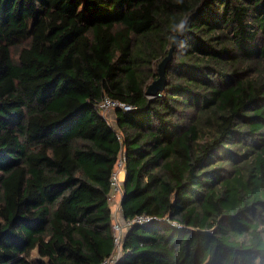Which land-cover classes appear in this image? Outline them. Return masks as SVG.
Returning a JSON list of instances; mask_svg holds the SVG:
<instances>
[{"label":"trees","instance_id":"trees-1","mask_svg":"<svg viewBox=\"0 0 264 264\" xmlns=\"http://www.w3.org/2000/svg\"><path fill=\"white\" fill-rule=\"evenodd\" d=\"M105 96L133 107L116 129L97 109ZM120 155L122 217L154 220L128 228L116 264L258 254L264 0H0V264L109 258Z\"/></svg>","mask_w":264,"mask_h":264},{"label":"built area","instance_id":"built-area-1","mask_svg":"<svg viewBox=\"0 0 264 264\" xmlns=\"http://www.w3.org/2000/svg\"><path fill=\"white\" fill-rule=\"evenodd\" d=\"M97 109L99 113L105 118L107 123L116 129V124H115L116 111L121 110L122 112H127L132 110L133 107L119 100H115L111 97L105 96L98 103ZM117 138L119 140L121 139V133L119 131H117ZM121 171H124V163H123V158L120 155V157L116 162V170L112 175L111 190L109 192V197H108V202L111 208V217H112L111 230H112L113 243L115 249H114V253L100 264H116V262L120 259L123 238L128 228L132 224L150 223L154 220L153 217H149L146 215H139L133 218L132 220H125L122 217L120 206H118L117 208L118 212L115 210V208L113 209L112 206L113 204H111V202H115V196H116L115 194H119V197L121 195V190L119 188L121 181L118 178V175Z\"/></svg>","mask_w":264,"mask_h":264},{"label":"clouds","instance_id":"clouds-1","mask_svg":"<svg viewBox=\"0 0 264 264\" xmlns=\"http://www.w3.org/2000/svg\"><path fill=\"white\" fill-rule=\"evenodd\" d=\"M177 4H182L183 0H176ZM188 18L180 20L178 23L170 25V29L173 33L178 35H184L188 28ZM174 43L183 45L182 41L175 40ZM125 178V175H124ZM264 227V226H262ZM245 237L240 236L238 239L243 240ZM225 264H264V244L258 249V254H248L244 250L231 252L225 259Z\"/></svg>","mask_w":264,"mask_h":264},{"label":"water","instance_id":"water-1","mask_svg":"<svg viewBox=\"0 0 264 264\" xmlns=\"http://www.w3.org/2000/svg\"><path fill=\"white\" fill-rule=\"evenodd\" d=\"M178 34L172 40L171 46L167 55L161 59V61L157 65V78H155L146 88L145 95L149 98L155 97L158 93L163 91L166 86V75L165 70L171 59V54L173 47L175 45L174 39L176 40ZM124 181V180H123Z\"/></svg>","mask_w":264,"mask_h":264},{"label":"rangeland","instance_id":"rangeland-1","mask_svg":"<svg viewBox=\"0 0 264 264\" xmlns=\"http://www.w3.org/2000/svg\"><path fill=\"white\" fill-rule=\"evenodd\" d=\"M118 178H121V174L118 175ZM115 202H111V204H113V209L115 208V210L117 211V208L119 206V194H115ZM118 212V211H117ZM32 257L35 259V254L32 255Z\"/></svg>","mask_w":264,"mask_h":264},{"label":"crops","instance_id":"crops-1","mask_svg":"<svg viewBox=\"0 0 264 264\" xmlns=\"http://www.w3.org/2000/svg\"><path fill=\"white\" fill-rule=\"evenodd\" d=\"M119 174H121L120 181L122 182L124 180L125 171H121ZM120 199H121V197H119V202H120Z\"/></svg>","mask_w":264,"mask_h":264},{"label":"bare ground","instance_id":"bare-ground-1","mask_svg":"<svg viewBox=\"0 0 264 264\" xmlns=\"http://www.w3.org/2000/svg\"><path fill=\"white\" fill-rule=\"evenodd\" d=\"M112 231V230H111Z\"/></svg>","mask_w":264,"mask_h":264}]
</instances>
